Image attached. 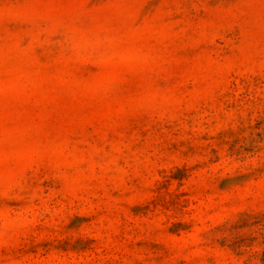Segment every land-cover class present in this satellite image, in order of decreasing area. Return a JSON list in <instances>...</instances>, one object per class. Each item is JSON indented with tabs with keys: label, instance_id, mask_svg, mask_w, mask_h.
<instances>
[{
	"label": "rangeland",
	"instance_id": "obj_1",
	"mask_svg": "<svg viewBox=\"0 0 264 264\" xmlns=\"http://www.w3.org/2000/svg\"><path fill=\"white\" fill-rule=\"evenodd\" d=\"M0 264H264V0H0Z\"/></svg>",
	"mask_w": 264,
	"mask_h": 264
}]
</instances>
